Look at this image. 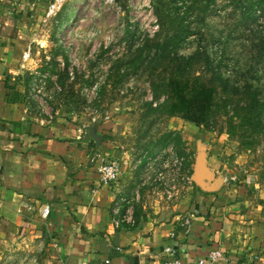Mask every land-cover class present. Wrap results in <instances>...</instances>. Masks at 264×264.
<instances>
[{
	"label": "rangeland",
	"instance_id": "obj_1",
	"mask_svg": "<svg viewBox=\"0 0 264 264\" xmlns=\"http://www.w3.org/2000/svg\"><path fill=\"white\" fill-rule=\"evenodd\" d=\"M53 4L46 1L37 23L50 86L63 90L56 103L85 123L112 124L113 159L134 214L168 218L194 201L201 148L227 179L220 193L251 186L264 196V0H65L50 14ZM183 31L189 37L175 45ZM198 92L209 98L194 115L200 124L182 101ZM7 235L0 264H30V252Z\"/></svg>",
	"mask_w": 264,
	"mask_h": 264
},
{
	"label": "crops",
	"instance_id": "obj_2",
	"mask_svg": "<svg viewBox=\"0 0 264 264\" xmlns=\"http://www.w3.org/2000/svg\"><path fill=\"white\" fill-rule=\"evenodd\" d=\"M46 1L0 0V238L30 264H164L170 252L196 262L212 251L224 254L217 264H261L264 196L253 187L198 191L175 216L135 219L127 184L98 174L117 153L112 124L85 123L57 100L47 114L32 98L50 58L37 23Z\"/></svg>",
	"mask_w": 264,
	"mask_h": 264
},
{
	"label": "built area",
	"instance_id": "obj_3",
	"mask_svg": "<svg viewBox=\"0 0 264 264\" xmlns=\"http://www.w3.org/2000/svg\"><path fill=\"white\" fill-rule=\"evenodd\" d=\"M64 2L65 0H54V4L49 9L50 14H54L55 12L59 11ZM28 56L29 52L24 55V59H26ZM49 59L50 58L46 60V67L50 65ZM48 68L50 67L48 66ZM48 68L41 71L36 70L33 74L34 76L31 83L32 98L39 103L41 109L47 114L49 113V108L51 107V104L56 101L57 96H59L60 93H62L63 91L58 84H55V87L50 86V81L53 80V76L50 75ZM98 89V85L95 84V86H93L89 91H87L88 93L94 95L91 98L92 101L98 95ZM93 121L95 122L96 118H93ZM98 174L100 175L103 183H116L117 181H119L120 178V165L116 160L102 159L99 162ZM224 180L226 183L227 179ZM130 210L132 211L131 207ZM49 214L50 211L48 208L44 209L42 212V216L44 218H47ZM132 219L133 217L130 216V220ZM115 225L118 226L119 221H115ZM223 258L224 254L222 251H212L206 256L205 259H201L196 262H188L186 260L176 257L174 252H170L169 257L164 262V264H217ZM107 263H109V261Z\"/></svg>",
	"mask_w": 264,
	"mask_h": 264
},
{
	"label": "water",
	"instance_id": "obj_4",
	"mask_svg": "<svg viewBox=\"0 0 264 264\" xmlns=\"http://www.w3.org/2000/svg\"><path fill=\"white\" fill-rule=\"evenodd\" d=\"M191 181L202 192L208 194L221 191L225 184V180L219 177L217 172L209 166L207 152L204 148H201L196 156Z\"/></svg>",
	"mask_w": 264,
	"mask_h": 264
},
{
	"label": "trees",
	"instance_id": "obj_5",
	"mask_svg": "<svg viewBox=\"0 0 264 264\" xmlns=\"http://www.w3.org/2000/svg\"><path fill=\"white\" fill-rule=\"evenodd\" d=\"M260 5H261V3L252 4L251 10H254V13H256V11L260 7ZM249 14H252V13H249ZM175 35H176L174 37V43H175V45L181 43L182 41L186 40L189 37V33L188 32H185V31L180 32V33H176ZM166 48L167 47H164V49H166ZM205 58H206L205 59V62L207 61V67H210V69L213 68V65L210 63V57L208 55H206ZM179 61H180V59H179ZM217 76H218V79L222 83H224V84L226 83V82H224L222 80L221 74H217ZM63 82H64V80L61 79V83L62 84H63ZM155 99L156 100L159 99V96H156ZM182 99H184L182 101L186 105V107L189 109V110H184V111H186L187 115H189L190 121H192L193 123H196V124H200L199 120L197 118H195L194 115H198V114L201 115V112H203V111H200V108L201 107H204L206 105L205 101H209V98H207L206 92H198L195 95V97H194L193 100H186L185 98H182ZM190 117H192V118H190ZM172 135H175L176 136V133L170 134L169 137H171ZM195 187L202 194H207V193L202 192L196 185H195ZM136 216L137 215L135 214V219H136Z\"/></svg>",
	"mask_w": 264,
	"mask_h": 264
}]
</instances>
